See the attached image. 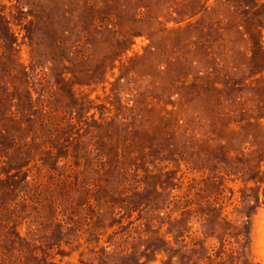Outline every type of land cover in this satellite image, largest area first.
Instances as JSON below:
<instances>
[{
	"label": "rangeland",
	"instance_id": "1",
	"mask_svg": "<svg viewBox=\"0 0 264 264\" xmlns=\"http://www.w3.org/2000/svg\"><path fill=\"white\" fill-rule=\"evenodd\" d=\"M0 264H264V0H0Z\"/></svg>",
	"mask_w": 264,
	"mask_h": 264
}]
</instances>
